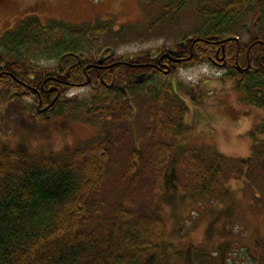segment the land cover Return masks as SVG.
Masks as SVG:
<instances>
[{"label": "trees", "instance_id": "16d2710c", "mask_svg": "<svg viewBox=\"0 0 264 264\" xmlns=\"http://www.w3.org/2000/svg\"><path fill=\"white\" fill-rule=\"evenodd\" d=\"M136 3L146 20L141 24H125V29L118 31L105 21L75 25L61 20L46 24L34 16L19 20L15 29L0 36L4 48L0 51V101L18 105L25 94L33 95L8 73L38 86L47 73L64 77L66 66L73 59L69 53L73 52L81 57V62L73 66L69 77L80 82L84 79L82 67L90 56L77 49L85 44L91 46L92 40L102 34L114 35L113 42H122L121 33H132L140 25L149 33L172 32L181 26L184 16L193 15L198 20L193 32L181 37L186 41L160 48L158 54L172 49L174 56L186 57L191 41L206 40L196 41L192 58L178 64V68L187 63L213 62L216 49L221 57L223 47L228 79L249 93L250 104L264 109V83L255 77L264 76V43L255 42L264 40V34L261 38H250L246 44L224 40L231 38L229 35H238V30L249 24L247 19L254 9L263 18L264 0H136ZM220 40L224 41L219 43ZM12 53L17 56H11ZM158 54L146 52L127 61L149 62ZM30 56L63 58L61 64L56 61L54 66L42 67L29 62ZM114 70L118 74L137 71L124 66ZM132 83L138 84L127 80L126 87L108 90L99 86L94 89H102L101 92L84 101L71 102L72 97H65L66 101L58 99L48 111H56V116L69 112L68 117L84 123L105 122L108 126L104 127V133L99 132V137L54 156L35 157L22 149L0 150V264H156L164 243L159 203L169 201L176 192L202 196L221 189L219 186L228 179H241L254 199L259 200L256 193L264 182V123L257 126L258 139L254 140L253 153L246 158L232 159L212 148L178 143L172 135H177L178 128L183 126L188 110L184 101L169 104L155 101L163 96L156 93L154 86L147 94ZM172 89L167 86L166 96ZM133 101H142V109L148 113L145 118L140 115V121L150 122L146 131L150 142L142 148L131 139L132 129L124 127L137 121ZM147 101H154L151 105L154 115L148 112L151 108ZM161 130L171 132L172 141L163 138ZM150 192L154 197L152 208L144 207L145 203L135 204L143 195L148 200ZM180 251L176 254L182 258ZM194 251L192 260L183 259L187 264H218L207 260V254L199 253L200 249Z\"/></svg>", "mask_w": 264, "mask_h": 264}, {"label": "rangeland", "instance_id": "374dc122", "mask_svg": "<svg viewBox=\"0 0 264 264\" xmlns=\"http://www.w3.org/2000/svg\"><path fill=\"white\" fill-rule=\"evenodd\" d=\"M8 4L7 9L0 10V36L12 30L17 20L26 15L37 17L46 24L50 20L75 25L105 21L115 31L125 29V24H141L146 20L136 0H9ZM184 17L181 26L173 28L172 32L149 33L140 25L132 33H121L122 42H113L114 35L102 34L92 40L91 46L85 44L77 51L97 57L102 47L114 44L116 53L128 59L146 52L153 56L158 54L160 48H170L175 43L186 41L181 37L193 32L198 19L193 15ZM247 23L248 26L238 30V35L227 34L238 39L234 40L237 45L239 42L246 44L255 36L263 37L264 15L260 18L254 9ZM140 35L143 37L139 38ZM255 42L263 43L264 40ZM2 50L4 48L0 44ZM11 56L17 54L12 53ZM28 60L42 67L52 66L56 62L55 58L36 59L32 56ZM227 73L229 70L212 62L187 63L178 66L173 74L157 75L153 85V80L149 79L141 89L146 91L152 86L159 88L163 83H173L176 92L169 93L164 102L184 101L188 107L182 128H178L177 135H172L176 141L205 146L226 157L241 159L253 153L254 140L258 139L256 128L264 123V109L250 104L249 93L238 89L237 83L228 79ZM255 77L264 83V76ZM101 90L81 84L67 90V96L73 98L71 102L84 101ZM176 94L179 97L174 98ZM161 100L163 97L155 99ZM12 102L0 101V150L22 149L35 157L54 156L99 137L104 133V127L108 126L100 121L84 123L81 119H71L69 112L62 116H56V111L48 112L49 119H45L39 113L37 115L35 101L28 98L27 101H19L18 105ZM152 102L147 101L151 108L148 112L154 115ZM133 106L137 121L133 120L131 127L130 124L128 127V123L124 127L132 129L129 131L131 139L138 148H142L150 142L146 135L149 129L147 123L150 122L140 121V115L145 118L148 114L142 109V101H133ZM111 126L114 127L115 123ZM162 131V137L171 140V132ZM261 184V191L256 194L262 204L254 199L249 186H245L241 179L226 180L219 186L223 191L217 189L196 197L178 191L169 201L159 203L158 211L164 220V243L159 251L161 259L156 264H187L183 259L192 260L196 248L200 249L199 253L207 254V260H214L218 264H264V182ZM147 194L148 200L143 195L136 199L135 204L145 203L144 207L152 208L154 197L151 192ZM179 250L183 253L182 258L176 254Z\"/></svg>", "mask_w": 264, "mask_h": 264}, {"label": "flooded vegetation", "instance_id": "af4514ba", "mask_svg": "<svg viewBox=\"0 0 264 264\" xmlns=\"http://www.w3.org/2000/svg\"><path fill=\"white\" fill-rule=\"evenodd\" d=\"M9 0H0V10L7 9L9 4ZM28 17L27 15L24 17ZM23 16L17 20H23ZM37 18V17H36ZM8 31V30H7ZM211 44L214 42H210ZM221 43V42H219ZM194 45V44H193ZM181 46H184L182 44ZM193 46H191V43L188 47V56L186 57H176L174 56V51L172 49H167L166 52H162L158 54L157 56H154L151 61L149 62H132L130 63L128 58L123 57L122 55H118L115 51V48L104 46L101 49L100 54L97 56V59H94V57L90 56V59H88L87 63H85L82 67V71L84 74V79L80 82H74L69 77V72L71 69H73V66L75 64L81 62V57H78L75 53L70 52L69 54L72 56L73 59L71 60V63L66 66V70L64 71V77L55 76L52 74L47 73L43 78L40 79L39 85H32L31 83H26L18 78H16L12 73H8L19 85L26 87L32 94H25L22 98V101H27V99H31V101H36V111L45 119H49V115L47 114L48 111H51L52 106L55 101L58 99L66 101L65 97L67 96V90H69L71 87L79 86L81 84L84 85H90L93 88L103 87L105 89H112L115 88V86H128L127 80H133L135 83L138 84H131L135 87H142L145 85L146 82L150 80H153L151 82V85H153L156 82L155 77L159 74H165L170 75L173 74L176 71V67L178 64L182 62H186L192 58V51ZM223 48V47H222ZM224 51V49H222ZM221 50V51H222ZM222 51V56L219 57V49H216L215 52V59L212 63L216 65H220L225 68L226 65V59L225 54ZM66 54V53H65ZM120 56V58H118ZM63 57L56 59L59 64H61ZM178 59V60H177ZM177 60V61H176ZM56 64V62H55ZM54 64V65H55ZM52 65V66H54ZM130 67L137 69L136 72H126L124 74L122 73H116L114 68L115 67ZM141 77V81H138V77ZM31 78H29V82H31ZM153 83V84H152ZM173 83H163L161 87L156 88V93H161L164 97L161 101H166L168 98L167 93L165 94V90H167V86L170 85V87L173 88ZM150 85V86H151ZM149 89H147L145 92L148 94ZM175 91V89H172ZM51 113V112H50Z\"/></svg>", "mask_w": 264, "mask_h": 264}, {"label": "water", "instance_id": "95a60500", "mask_svg": "<svg viewBox=\"0 0 264 264\" xmlns=\"http://www.w3.org/2000/svg\"><path fill=\"white\" fill-rule=\"evenodd\" d=\"M229 39H234L235 41H238V39L236 38V37H234V38H227V39H224V40H229ZM224 40H220L219 42H223ZM196 41H206V40H204V39H202V38H195L193 41H191V46H193V44L196 42ZM259 42H262V41H259ZM264 43V42H263ZM223 49V48H222ZM223 51V50H222ZM178 60V59H177ZM176 60V61H177ZM247 67H248V65H247ZM138 81H141V77L139 76L138 77V79H137Z\"/></svg>", "mask_w": 264, "mask_h": 264}]
</instances>
